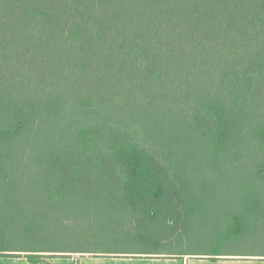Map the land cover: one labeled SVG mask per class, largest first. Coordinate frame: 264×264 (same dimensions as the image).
<instances>
[{
	"label": "trees",
	"instance_id": "trees-1",
	"mask_svg": "<svg viewBox=\"0 0 264 264\" xmlns=\"http://www.w3.org/2000/svg\"><path fill=\"white\" fill-rule=\"evenodd\" d=\"M191 157L264 191V0H0V191L114 194L165 240Z\"/></svg>",
	"mask_w": 264,
	"mask_h": 264
},
{
	"label": "rangeland",
	"instance_id": "rangeland-1",
	"mask_svg": "<svg viewBox=\"0 0 264 264\" xmlns=\"http://www.w3.org/2000/svg\"><path fill=\"white\" fill-rule=\"evenodd\" d=\"M179 161L191 170L183 175L184 218L170 239L157 238L152 225L138 224L117 195L81 193L49 205L36 197L41 188L32 179L23 193L0 191V247L75 254L229 253L264 264V191L253 197L244 187L246 177L209 176L206 158Z\"/></svg>",
	"mask_w": 264,
	"mask_h": 264
},
{
	"label": "crops",
	"instance_id": "crops-1",
	"mask_svg": "<svg viewBox=\"0 0 264 264\" xmlns=\"http://www.w3.org/2000/svg\"><path fill=\"white\" fill-rule=\"evenodd\" d=\"M28 253L0 254V264H32ZM48 264H253L255 256L229 253H50L44 252ZM43 264V263H41Z\"/></svg>",
	"mask_w": 264,
	"mask_h": 264
}]
</instances>
